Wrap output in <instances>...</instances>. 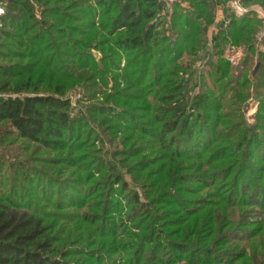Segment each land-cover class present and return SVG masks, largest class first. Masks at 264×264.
<instances>
[{"label":"trees","instance_id":"trees-1","mask_svg":"<svg viewBox=\"0 0 264 264\" xmlns=\"http://www.w3.org/2000/svg\"><path fill=\"white\" fill-rule=\"evenodd\" d=\"M231 1L4 0L0 264H264L262 23Z\"/></svg>","mask_w":264,"mask_h":264},{"label":"built area","instance_id":"built-area-1","mask_svg":"<svg viewBox=\"0 0 264 264\" xmlns=\"http://www.w3.org/2000/svg\"><path fill=\"white\" fill-rule=\"evenodd\" d=\"M169 9H171L172 3L176 0H165ZM231 9L235 12L236 15L242 16L250 10H254L257 18L261 21L262 25L260 30L255 36V43L258 49L264 52V9L261 7L251 6L247 7L243 4L242 0H232L230 2ZM5 13L4 0H0V19ZM217 22H224V25L227 26L231 22L230 17H226L224 12L220 10L217 16ZM217 26L214 25L210 30V46L213 45V34L217 32ZM245 55L243 47L228 44L225 50V57L227 60L233 64L238 65L241 63L243 56Z\"/></svg>","mask_w":264,"mask_h":264},{"label":"rangeland","instance_id":"rangeland-1","mask_svg":"<svg viewBox=\"0 0 264 264\" xmlns=\"http://www.w3.org/2000/svg\"><path fill=\"white\" fill-rule=\"evenodd\" d=\"M243 50H244V52L246 51V49L244 47H243ZM203 69H205V68H202V70ZM82 94H83V91L79 87L69 93V97L72 99L74 105L76 104V101L80 98V96ZM258 104H259L258 100H256L255 98H251L249 100V106H248V109L246 112V117H247L248 122H250V123L254 122V116H255V113L258 109Z\"/></svg>","mask_w":264,"mask_h":264},{"label":"water","instance_id":"water-1","mask_svg":"<svg viewBox=\"0 0 264 264\" xmlns=\"http://www.w3.org/2000/svg\"><path fill=\"white\" fill-rule=\"evenodd\" d=\"M258 66H259V63L257 64L256 69L258 68Z\"/></svg>","mask_w":264,"mask_h":264}]
</instances>
